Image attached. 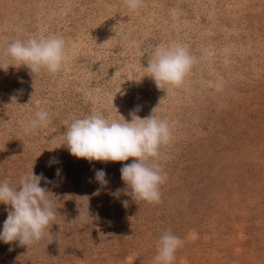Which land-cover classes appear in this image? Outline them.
<instances>
[{
    "label": "rangeland",
    "instance_id": "obj_1",
    "mask_svg": "<svg viewBox=\"0 0 264 264\" xmlns=\"http://www.w3.org/2000/svg\"><path fill=\"white\" fill-rule=\"evenodd\" d=\"M37 31L63 36L67 61L55 75L37 73L34 89L30 69L2 52ZM174 42L197 63L167 96L141 49ZM0 67V181L15 185L32 169L55 180L47 187L61 215L51 231L62 232L60 243L29 248L0 241V264H153L168 229L184 240L174 264H264V0H144L131 13L123 0H0ZM136 106L141 118L159 106L173 126L160 204L125 194L120 168L134 158L90 162L63 145L74 118L95 109L130 120ZM40 109L51 123L25 134ZM51 157L58 163L49 166ZM95 169L106 171V186Z\"/></svg>",
    "mask_w": 264,
    "mask_h": 264
},
{
    "label": "clouds",
    "instance_id": "obj_2",
    "mask_svg": "<svg viewBox=\"0 0 264 264\" xmlns=\"http://www.w3.org/2000/svg\"><path fill=\"white\" fill-rule=\"evenodd\" d=\"M128 11L135 12L142 7L144 0H123ZM175 16V10H173ZM66 40L59 34H44L34 32L27 38L11 40L3 49L2 55L10 57L20 66L30 69L34 74L33 87H36V74L46 70L50 74L60 72L66 61ZM143 56L147 55V66L143 67L156 86L166 90L168 86L178 88L185 83L197 58L191 53L189 46L183 42L168 45L163 43H148L141 49ZM3 68V67H0ZM4 69V68H3ZM167 92V90H166ZM168 96V92H167ZM166 98H162L160 103ZM160 105V104H159ZM159 107V106H158ZM144 118L138 113L140 106L129 112L130 120L113 119L100 111L93 109L90 113L77 117L65 126L63 132L64 144L70 154L76 158L99 162H132L124 163L120 168L121 179L126 185L124 192L134 201H145L149 204L162 203L161 186L168 176L159 161L170 159L162 148L170 145L174 139L173 126L166 118H160L156 109ZM51 123L48 110L40 109L34 117L23 124L25 134ZM58 163L56 157L49 159V166ZM62 169H56V176ZM94 179L103 187L109 183L107 173L103 169H95ZM44 182V187L41 186ZM44 173L35 174L33 169L23 173L15 185L8 180L0 181V204L7 205V218L0 230V241L5 244L18 242V246L29 248L44 239L50 242L62 239L61 230L51 231L56 225L59 212L52 192L47 185H55ZM117 190L115 195H119ZM125 207L128 201L122 202ZM75 221L87 225L90 219L89 205L78 208ZM184 240L173 233L165 231L159 238L153 264H174L176 252L182 248ZM11 250V249H10Z\"/></svg>",
    "mask_w": 264,
    "mask_h": 264
}]
</instances>
